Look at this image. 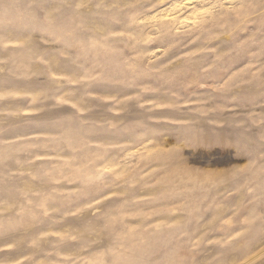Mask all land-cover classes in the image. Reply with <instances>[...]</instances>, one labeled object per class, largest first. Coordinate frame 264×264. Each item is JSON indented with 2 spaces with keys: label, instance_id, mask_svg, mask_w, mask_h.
<instances>
[{
  "label": "rangeland",
  "instance_id": "374dc122",
  "mask_svg": "<svg viewBox=\"0 0 264 264\" xmlns=\"http://www.w3.org/2000/svg\"><path fill=\"white\" fill-rule=\"evenodd\" d=\"M0 264H264V0H0Z\"/></svg>",
  "mask_w": 264,
  "mask_h": 264
}]
</instances>
